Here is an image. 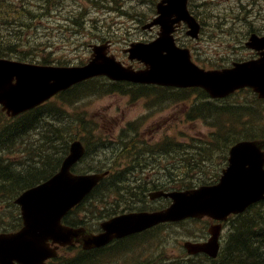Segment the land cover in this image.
<instances>
[{"label": "water", "instance_id": "obj_1", "mask_svg": "<svg viewBox=\"0 0 264 264\" xmlns=\"http://www.w3.org/2000/svg\"><path fill=\"white\" fill-rule=\"evenodd\" d=\"M188 0H160L157 16L146 28L159 26L157 38L148 43H133L124 52L129 59L145 65V69L123 67L113 56H107L108 46H91L90 61L80 67H55L25 64L0 59V105L8 116L31 110L53 95L96 76L112 81H127L166 87L204 89L212 99L225 98L236 90L250 88L264 98V36L249 37L245 46L259 56L243 62H233L221 70L205 71L191 62L188 49L175 45L172 33L184 23L186 34L197 39L200 27L187 10ZM264 140L241 141L229 149L228 167L222 171L219 183L187 192L165 194L172 203L156 214L123 216L103 224L105 233L89 236L82 229L61 225L62 217L99 182L103 175H74L71 168L84 155L80 142L70 144L55 176L44 184L23 193L15 203L21 206L24 227L15 234H0V264H44L55 257L56 247L79 242L84 249L100 247L113 238L150 228L165 221L186 218L224 220L230 214L244 212L264 199ZM155 196H158L155 195ZM220 226L204 244H185L190 254L203 253L215 257L218 251Z\"/></svg>", "mask_w": 264, "mask_h": 264}, {"label": "rangeland", "instance_id": "obj_2", "mask_svg": "<svg viewBox=\"0 0 264 264\" xmlns=\"http://www.w3.org/2000/svg\"><path fill=\"white\" fill-rule=\"evenodd\" d=\"M38 1L41 3V0ZM157 1L135 0L127 2L126 12L140 13L149 17L150 5L152 6V2L156 3ZM190 1L194 13L203 25L200 40L198 42H188V47L192 50V59L197 64L204 67H212L215 64L225 65L229 61L248 56V52L244 48H240V45L237 43L239 39L245 36L247 30L253 26L264 30V0ZM32 4L35 8L36 1L34 0ZM50 4L49 1L48 5ZM63 6L75 10L86 6V2L84 0H65ZM36 11L41 16L40 18L28 16V18H31L30 27L32 28V33L30 34V31H27L25 36L27 37L30 34L31 38L38 42L39 47L42 46L43 42H50L53 45V49L51 50L52 56L65 61L67 65L86 62L90 55L89 45L103 42L100 41L99 37L111 40L113 42V52L119 58L126 60V57L121 54L123 48L140 37L150 39L153 36V32L137 28V24L128 21L130 18L126 16L122 18L120 16H111L98 21L100 24H104L105 20L110 21L109 23L121 24L123 26L119 27L126 30H97V27L90 24L84 29L75 28L73 30L64 29L61 31L55 25V17H52L46 11H41L40 6L36 7ZM97 19L96 14L87 11L86 16L81 21L86 26L87 23L97 21ZM92 86L101 87L104 84L96 82ZM239 92L229 101L220 105H241L250 103L251 101L253 104L255 103L248 92ZM192 102L193 100H189L181 104L172 105L154 101L151 105L149 101L140 100L133 102L128 98L103 94L98 97L79 100L70 108L67 102L56 99L51 101L52 107L69 109L65 117L69 126L63 127L64 120L57 118L52 121L53 128L50 131H46L44 136L46 139L52 140L56 146H61L67 141L69 143L76 138L87 144L92 151V155L86 158V161L80 165L83 169L111 164L114 166L112 171L120 174V179L124 178L129 184H136V181H143L144 184H148L150 180H154L155 184H167L169 182H164L162 179L168 177L170 170L177 172L179 161L184 162L185 165L189 164V158L184 150L192 151V146L196 145L203 147L204 142L211 140L213 135L216 142L214 146H209L211 150L216 151L215 149L220 145V140L222 144L228 143V140L224 141L223 137L225 132H229L231 128L225 117H221L218 120L219 130H216V126L212 129L202 121L187 120L185 118L184 113L187 112ZM262 108L264 110V105ZM6 119L7 117L0 111V128L9 123ZM78 121H83L84 124L83 128H80L77 132L74 129V123ZM129 123H134L132 129L126 128ZM216 131H219L217 136H215ZM83 138L84 140H82ZM98 139H105L111 142V144L107 145L109 150L106 153L98 154L95 152ZM140 142L153 143L151 144L152 150L145 149L144 145L138 150L141 153L147 154L148 157L154 156V158L132 154V151L140 146ZM164 143L167 144L165 152H159L157 147H164ZM34 144L35 141L33 140L27 144V147L31 148ZM22 151L19 148L16 150V153L20 154ZM225 151L226 145L224 144L217 154L222 155ZM15 160L30 162V156H16ZM206 162L207 165L202 167L206 170V174H217L216 169H218L220 161L208 159ZM144 166L148 167L147 172H144ZM131 170L135 172L133 173ZM112 176L113 174H110V179H112ZM175 184L179 185L176 182L172 185ZM108 190L106 189L104 192L107 196H109ZM259 206L250 209L241 223L246 225L259 223L262 216H264V206ZM101 207H103V204L95 205L92 201H89V203L87 201L70 216L69 220L72 222L83 220V225L87 223L88 219L92 223L100 222L103 220L100 218L102 215L100 212ZM87 210L89 213L86 212L84 215L83 211ZM12 216L17 217L16 209L9 204L7 199H4L0 204V229H11L9 224L17 221V218L13 219L11 218ZM232 223L233 225H237L238 220H234ZM207 226L205 221L182 222L176 225V227L169 226L163 231L156 232V235L128 242L120 251L109 249L101 256L107 262L98 258L96 261H91L88 264H132L134 259L136 257L138 259L145 251L153 249L151 253L155 254L159 250L163 251V248L175 246L179 241L181 243L188 241L187 238L193 234L206 232ZM231 229L232 226L226 228L224 231V241H226V244L228 243ZM59 254L61 255L60 260L51 261L49 264H59L65 257L72 258L79 255V251H64L63 253L59 252ZM154 260L156 261L154 264H164L163 259L160 260L157 257ZM201 261L202 263L200 264H212L205 259ZM228 262L226 264H229Z\"/></svg>", "mask_w": 264, "mask_h": 264}, {"label": "trees", "instance_id": "obj_3", "mask_svg": "<svg viewBox=\"0 0 264 264\" xmlns=\"http://www.w3.org/2000/svg\"><path fill=\"white\" fill-rule=\"evenodd\" d=\"M35 10L28 7L26 0H0V58L13 59L17 61L36 63L41 65H64L61 60H54L49 54L50 42H43L41 47L33 40H29L30 37H25L27 30H30L29 24L32 17H34ZM26 15L31 18L27 19ZM102 38V37H99ZM43 50V51H42ZM88 84V83H87ZM86 84V85H87ZM80 85L74 87L59 97L64 99L68 103L73 102L75 99L83 98L88 96L85 92L87 89L92 87ZM82 88L84 90H82ZM75 89L78 90V95H73L72 92ZM93 89V88H92ZM97 92L102 91H114L119 90L125 92L130 90L133 96L136 97H151L154 95L153 90H160L167 92V103H179L182 99H188V97L182 98L183 90L165 89L153 86H142V85H132L129 83H109L106 87H97ZM193 92L199 94L196 104L190 108L187 112V119L192 120H202L206 122L209 126H214V117L219 114H225L229 117L230 122H233L229 132H225L223 137L224 141L229 139V144L240 140H252V139H264V101L258 100L253 96L254 104L247 103L241 105H230L221 106V103L214 100H210L207 95L202 90H192ZM189 92V91H183ZM161 95L155 93V101L161 100ZM50 102L35 108L32 111L26 112L15 119L10 120L11 123L5 125L0 129V197H4L7 193L23 191L29 187H32L41 181L48 179L53 175L58 167L61 159L67 154V143L62 146L55 147V144L46 139L44 133L50 131L52 126V121L55 120L56 116L53 117L49 114V110L53 109L58 115H60V120L63 121V127H68L69 124L66 122L65 112L60 107L50 108ZM52 116V117H51ZM249 116V117H248ZM52 118L51 120H49ZM83 121H78L74 123L75 131H79L83 127ZM20 131V132H19ZM25 133V134H24ZM56 136V135H55ZM12 139H11V138ZM34 139V146L29 149L26 148L27 143L30 139ZM98 142L99 145L97 150L100 152H105V145L108 144ZM167 144L165 143L164 146ZM25 147L26 150L23 154H32L33 163L24 164L23 161H17L12 158H16L19 154L16 153V148ZM214 146V143H212ZM222 146V141L220 140V145ZM41 147V148H40ZM197 147V146H196ZM194 146V148H196ZM47 149V150H46ZM200 149L205 152L203 154H190L188 153L189 164L181 172L177 173L174 170H170L168 177L162 179L164 182H169L167 185L172 186L174 182L179 184L178 188H191L196 185H204L210 181H214L213 175H205L203 170L193 177L194 172L198 168V162L214 154V150H211L208 145L200 147ZM91 151L88 149L87 154L81 161L89 157ZM57 154V155H56ZM198 155V156H196ZM154 157V156H150ZM57 158V159H56ZM75 173H84L79 171L77 167L74 169ZM155 171V170H154ZM86 172L100 173V167H95L94 169H88ZM85 172V173H86ZM146 172V171H144ZM110 176V175H109ZM121 175L116 174L113 179H111L110 184L117 186L119 184H124V178L120 179ZM193 177V179H192ZM108 177L103 179L96 187L95 195L99 191H103L108 185ZM115 179H118L115 181ZM192 179V181H191ZM140 181H137L139 184ZM108 188V187H107ZM141 188L136 187L133 191L135 196L138 195V200L143 201V196L146 194ZM19 194V193H18ZM88 197L84 202L95 201L99 203L98 196ZM113 195V194H112ZM12 201L14 198H11ZM10 199V200H11ZM104 202V200H103ZM264 204V203H263ZM262 204V205H263ZM116 201H114V205ZM159 202L152 205V208L158 207ZM80 204L75 207L72 211L73 213L79 209ZM83 206V205H82ZM80 206V207H82ZM72 213V214H73ZM71 214V215H72ZM70 217V216H69ZM68 217V218H69ZM67 218V219H68ZM264 218V217H263ZM260 223H252L246 225L244 223L236 225L234 232L231 233L228 240L227 246L223 249L222 255L228 259L229 264H264V219ZM20 221V218L18 219ZM71 226H81L79 223H68ZM11 225V224H10ZM13 226V225H11ZM20 228V223L16 228L11 231H15ZM6 232V231H3ZM74 251H79V255L68 258H63L59 264H88L93 261L97 255L87 256L80 247L76 246ZM73 251V252H74ZM59 260V259H57ZM56 259L54 261H57ZM49 264V262H47Z\"/></svg>", "mask_w": 264, "mask_h": 264}, {"label": "flooded vegetation", "instance_id": "obj_4", "mask_svg": "<svg viewBox=\"0 0 264 264\" xmlns=\"http://www.w3.org/2000/svg\"><path fill=\"white\" fill-rule=\"evenodd\" d=\"M135 23L137 24V25H140L141 24V22H142V20L140 19V18H138V19H136L135 18ZM184 30H185V28L184 27H182V28H180L176 33H175V36L177 37V35H179V34H181V33H183L184 32ZM256 32H259V31H256ZM264 34V33H263ZM262 35V34H261ZM188 39L187 38H185V41H187ZM250 55H248V57H254L255 56V53H249ZM124 62V61H123ZM135 67H138V64H136V63H134L133 64ZM203 240V238H201L200 239V241H202Z\"/></svg>", "mask_w": 264, "mask_h": 264}, {"label": "bare ground", "instance_id": "obj_5", "mask_svg": "<svg viewBox=\"0 0 264 264\" xmlns=\"http://www.w3.org/2000/svg\"><path fill=\"white\" fill-rule=\"evenodd\" d=\"M252 53V52H251ZM90 54V53H89ZM249 117V116H248ZM20 132V131H19ZM25 134V133H24ZM11 138V137H10ZM12 139V138H11ZM58 139V138H57ZM41 148V147H40ZM47 150V149H46ZM57 155V154H56ZM57 159V158H56Z\"/></svg>", "mask_w": 264, "mask_h": 264}]
</instances>
